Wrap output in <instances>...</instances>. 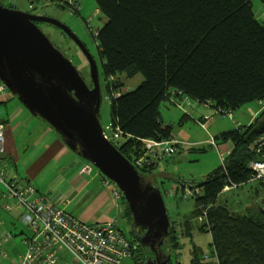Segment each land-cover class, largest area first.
<instances>
[{
	"label": "trees",
	"instance_id": "1",
	"mask_svg": "<svg viewBox=\"0 0 264 264\" xmlns=\"http://www.w3.org/2000/svg\"><path fill=\"white\" fill-rule=\"evenodd\" d=\"M95 1L108 18L96 40L104 72L114 78L108 83L111 127L125 139L121 145L112 141L132 162L144 154L146 140L174 139L173 126L163 120L164 103L189 98L214 107L222 115L233 114L251 102L264 103V25L255 16L252 0ZM139 73L144 80L136 89L116 95L117 88L125 86L119 74L132 78ZM199 120L204 122L206 118ZM253 126L219 133L215 143H229V153L214 172L191 185L200 190L193 196L196 203L192 217L202 218V224L188 220L185 235L193 237L194 230L210 232V253L217 257L206 260V253L198 252L201 250L194 244L191 264H264L263 206L239 214L218 202L225 188L252 180V160L264 159V149L247 139ZM158 166V161L137 165L140 173L152 178L157 186ZM96 171L103 180L106 178ZM170 178L181 184V179H166ZM118 197L122 215L133 221L123 193ZM171 230L174 234L166 238L169 248L174 247L173 242H181L178 230ZM132 235L126 237L137 264L152 257L154 253L137 245Z\"/></svg>",
	"mask_w": 264,
	"mask_h": 264
},
{
	"label": "rangeland",
	"instance_id": "2",
	"mask_svg": "<svg viewBox=\"0 0 264 264\" xmlns=\"http://www.w3.org/2000/svg\"><path fill=\"white\" fill-rule=\"evenodd\" d=\"M59 1L0 0V3L7 7L15 6L17 9L23 11L49 16L58 20H66L68 23H71L74 19L68 15L67 11L60 8ZM82 1L84 4V12L87 14L90 21L91 30V32L88 31V34H85V37L90 41L89 43L91 44L99 68L102 96L100 121L104 128H110L112 122L110 117L111 101L109 98L108 83L114 78H108L104 72L103 61L96 37L94 36V32L102 28L108 18L97 8L95 0ZM252 3L256 18L264 25V1L252 0ZM41 29L51 39L54 45L56 44L66 56L68 55L72 61L74 60V64L80 68L87 82L93 86L90 66L88 63H85L80 53L78 54V52H75L73 42L53 24L41 22ZM115 78L118 79L117 77ZM120 78L125 80V86L117 88V94L119 92L126 93L136 89L144 80V76L141 73L132 78H126L125 74H119V79ZM1 102L0 108L3 116L10 118L12 124L16 122H20V124L18 126L14 125V134L11 141H9L10 143L8 142L9 152L12 158H9V156L7 157L8 150L6 144L5 149L0 153V163L5 168L8 177L17 178L22 183L31 185L30 188L32 187L37 195L44 197L37 192L36 184L41 185L42 182L46 180L49 181V177L52 176V171L56 170V163L53 162L52 168L45 173L35 171L34 163L43 156L44 150L48 145L49 134H45L47 129L58 134L61 138L62 136L47 121L39 116L36 117L32 115L30 111L23 107L13 96L11 91L8 90L4 96H1ZM166 104L168 103H164L161 107L164 122L173 126L174 135L178 138L182 137L187 142H184L185 145L182 146L181 149L180 147L178 148L181 142L177 143V152L172 155L168 161L166 159H161L155 171L159 179L157 182L158 187H160L164 196L171 221L170 234L171 232L174 234V230H171V227L177 229L181 234V238L179 239V242L181 241L180 245L173 242L172 244L175 245L170 248L167 246L169 234L165 240L163 252L169 253V249L172 251L170 254H172L173 264H176L178 261L181 262V264H191V250L193 249V245L196 244L199 247L201 251L198 252L200 253L202 251L208 252L212 235L209 232H198L196 230L193 232V237L185 235L186 232L184 228L188 220L190 223H201L200 221H202L199 217H192L196 201L192 196L187 199L183 198V188L180 189L178 197L174 198L175 189L179 183L173 182L171 178H166L172 177L175 179L182 178V180L184 178H187L186 180H199L208 173L214 172L216 168L222 165L223 156H221V154L228 153L227 150H222L223 153L218 150V145L212 142L214 138L219 133L234 130L243 124L251 122L252 115L259 111L262 105L255 101L245 104L238 110H235L233 115H222L214 107H205L203 104L197 103V101L193 99L185 100V104L183 103L184 108L182 109L174 107L171 104ZM184 112H190L192 118L188 117L185 120L182 119ZM204 114L209 120L205 123L199 122L196 118ZM107 132L116 144L121 145L125 141L122 136L113 138V130L107 129ZM195 141L201 142L194 144ZM216 141L217 144H220L219 140ZM87 163L92 165L89 161H87ZM92 166L93 170L94 168L97 169L94 165ZM146 178L149 181L152 180V178ZM263 198L264 181L255 179L240 186H234L229 189L226 188L219 195L218 202L228 205L233 212L240 214L249 212V209L254 211L259 210L261 206H263ZM2 204V201H0V238L6 237L5 233L9 231L12 232V237L9 238L8 236L9 240L3 243V249L7 256L4 257L0 255V264H12V259L20 258L25 251L23 240L26 238V234L29 231L24 228V225L21 223L18 212L19 209L7 212L2 209ZM129 218L130 217H125L122 214L119 216V224L127 237H130V234L134 235L136 230L139 229L135 224L133 228V221ZM141 261L139 260L138 262ZM123 263L137 264V260L135 257H131L125 259Z\"/></svg>",
	"mask_w": 264,
	"mask_h": 264
},
{
	"label": "water",
	"instance_id": "3",
	"mask_svg": "<svg viewBox=\"0 0 264 264\" xmlns=\"http://www.w3.org/2000/svg\"><path fill=\"white\" fill-rule=\"evenodd\" d=\"M264 1V0H263ZM46 22L60 27L79 41L61 20L30 13L0 3V79L19 96L34 116L47 121L66 144L94 165L123 193L134 224L143 230L136 240L155 253L138 264H171L172 254L162 251L170 234V217L160 187L108 139L100 121L102 102L99 68L86 52L94 88H88L73 62L38 26ZM84 47V46H83ZM264 133V119L249 132L256 140ZM195 183V179L181 181ZM180 185L175 189V197ZM264 210V198L262 201Z\"/></svg>",
	"mask_w": 264,
	"mask_h": 264
},
{
	"label": "built area",
	"instance_id": "4",
	"mask_svg": "<svg viewBox=\"0 0 264 264\" xmlns=\"http://www.w3.org/2000/svg\"><path fill=\"white\" fill-rule=\"evenodd\" d=\"M5 94L6 87L0 81V105L1 96ZM259 104L264 107V103L259 102ZM7 129L8 124L0 108V153L7 144ZM107 129L112 130V128H104L106 137L112 141ZM120 134L119 130L113 131V138L120 137ZM255 141L260 149H264V133ZM180 142L176 139L146 140L144 154L135 158L133 163L140 166L155 161L160 162L161 159L174 155L178 150L176 144ZM212 142L216 144L214 140ZM225 157L223 156V162ZM250 167L254 170L252 180L264 179V159L252 160ZM84 171L92 172L93 166L86 164ZM103 181L106 186L112 188L115 197L120 195V189L111 180L105 178ZM191 185L193 184H184L183 198L193 197L200 191L193 189ZM30 186L17 178L8 177L0 163L2 207L9 211L13 202L20 205L21 223L29 231L23 240L25 251L19 259H13L12 264H124L125 259L132 257L130 241L120 230L117 219L104 223L84 222L71 216L65 208L56 206L49 199L37 195ZM8 236L10 234L7 233L6 237L0 238V255L4 257L7 254L3 249V243L9 239ZM205 258L209 259L210 255L207 254ZM212 258L217 259L216 256Z\"/></svg>",
	"mask_w": 264,
	"mask_h": 264
},
{
	"label": "crops",
	"instance_id": "5",
	"mask_svg": "<svg viewBox=\"0 0 264 264\" xmlns=\"http://www.w3.org/2000/svg\"><path fill=\"white\" fill-rule=\"evenodd\" d=\"M187 99L189 98H178V102L176 103H167L182 109L184 108L183 105ZM203 105L205 107L208 106L206 104ZM258 113L259 112L257 111L252 115L251 122L258 115ZM188 117L192 118L190 112H184L182 119L185 120ZM202 117H205V114L199 116V118L196 119L199 122H202V120H199ZM208 120L204 121L203 123L207 122ZM6 121L8 124L7 157L9 156V158H12L9 152L8 142L11 141V138L14 134V125L18 126L20 122L12 124L10 118L8 117H6ZM251 122L241 126L250 125ZM47 133L49 134L48 145L44 150L43 156L34 163V169L35 171L45 173L50 168H52V163L54 162L56 163V170L52 171V176L49 177V181L46 180L42 182L41 185L36 184L37 192L49 199L52 204L65 208L68 213L84 222L104 223L113 219H119V216L122 214L123 205L120 202V198L114 196L112 188L104 184L102 175H100L96 170L93 172L84 171L85 165L88 164L87 160L73 151L63 141V139L58 136V134L50 131L49 129L45 131V134ZM174 139L181 141L180 145L178 146L180 149L185 145L184 142H187L182 137L178 138L176 135H174ZM200 142L201 141H195L194 144ZM216 145H218V150L221 153H223L222 150H227V152H229L231 149V145L229 143H218ZM226 155L227 153L221 154V156ZM180 181H182V178ZM14 210H18L20 218L22 208L16 202L11 204V209L9 211H4L12 212ZM7 233L10 234L9 238L12 237V232L9 231Z\"/></svg>",
	"mask_w": 264,
	"mask_h": 264
},
{
	"label": "flooded vegetation",
	"instance_id": "6",
	"mask_svg": "<svg viewBox=\"0 0 264 264\" xmlns=\"http://www.w3.org/2000/svg\"><path fill=\"white\" fill-rule=\"evenodd\" d=\"M59 1V0H58ZM71 2V3H70ZM59 5H60V8H62L64 11H67L68 15L70 17H72V19H74L71 23H68L66 20H61L62 22H64L66 25H68L72 31L77 35V37L79 38V41H76L75 39H73L71 36H69L65 31H63L60 27L56 26L58 28V30H60L61 33H63L66 37L69 38L70 41L73 42L74 46H75V52H78V54L80 53L81 56L84 58V61L85 63H88L89 66H90V61H89V58L86 54V52H89L96 60V57L93 53V50L91 48V44L89 43L90 41L88 39H86L85 37V34H88V31L91 32L90 30V21H89V18L87 17V14H85L84 12V4H83V1L82 0H63V1H59L58 2ZM75 23V24H74ZM38 26L41 28V22H37ZM89 29V30H88ZM98 31V30H97ZM82 32V33H80ZM97 35V32H94V36L96 37ZM56 46V44H55ZM84 46V47H83ZM59 50H61L58 46H56ZM84 48H86V52L84 50ZM61 52L65 55V53L61 50ZM66 56V55H65ZM67 58L68 55L66 56ZM70 59V58H69ZM71 60V59H70ZM72 61V60H71ZM74 61V60H73ZM72 61V62H73ZM74 64V62H73ZM76 66V68L79 70L80 74L82 75V77L84 78L88 88L90 89H93L94 88V85L91 86L86 78L84 77V75L82 74L80 68L74 64ZM5 84V83H4ZM5 87H6V92L9 90L11 91V93L13 94V96L22 104L23 107H25L27 110V106L22 102L20 101L19 99V96L17 94H14L12 92V90L5 84ZM8 102V100H7ZM29 111V110H28ZM37 117V116H36ZM6 118V117H5ZM264 119V114L261 115V113L259 115H257L254 120L252 121V124L255 126L259 121L263 120ZM137 227V226H136ZM139 229L136 230V232L134 233V235H132L131 237L133 239L136 240V237L138 235H141L143 234V230L140 228V227H137ZM137 241V240H136ZM137 245H140L138 243V241L136 242ZM142 246V245H141ZM144 249H149L150 251H152V249L150 247H145V246H142ZM164 247V245L162 246V248ZM163 251V249H162ZM153 252V251H152ZM154 253V252H153ZM155 256V253L154 255H152V257ZM142 261H145V260H142ZM141 261V262H142Z\"/></svg>",
	"mask_w": 264,
	"mask_h": 264
},
{
	"label": "bare ground",
	"instance_id": "7",
	"mask_svg": "<svg viewBox=\"0 0 264 264\" xmlns=\"http://www.w3.org/2000/svg\"><path fill=\"white\" fill-rule=\"evenodd\" d=\"M263 109H264V107L262 106V107L260 108V111H258V112H259L258 115L262 112ZM250 125H252V123H250ZM214 141H215V139H214ZM228 153H229V152H228ZM228 153H227V154H228ZM226 156H227V155H226ZM259 180H260V179H259ZM263 180H264V179H263ZM186 183H191V182H186ZM186 183H184V184H186ZM184 184H182V183L179 184V185H180V189L183 188ZM192 184H194V183H192ZM227 188L229 189L230 187H227ZM207 254L210 255V258H212V254L210 253V251H208V253H206L205 256H206ZM210 258H209V259H206V258H205V259H206V260H214V259H215V258H213V259H210Z\"/></svg>",
	"mask_w": 264,
	"mask_h": 264
}]
</instances>
